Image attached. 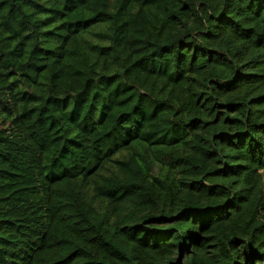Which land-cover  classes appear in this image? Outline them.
Wrapping results in <instances>:
<instances>
[{
  "label": "trees",
  "instance_id": "trees-1",
  "mask_svg": "<svg viewBox=\"0 0 264 264\" xmlns=\"http://www.w3.org/2000/svg\"><path fill=\"white\" fill-rule=\"evenodd\" d=\"M0 264H264V0H0Z\"/></svg>",
  "mask_w": 264,
  "mask_h": 264
}]
</instances>
